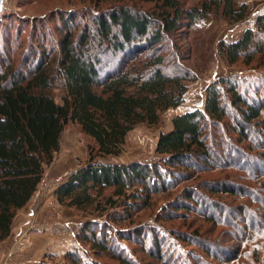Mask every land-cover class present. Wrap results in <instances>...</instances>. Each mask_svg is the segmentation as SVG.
<instances>
[{
  "label": "trees",
  "instance_id": "obj_1",
  "mask_svg": "<svg viewBox=\"0 0 264 264\" xmlns=\"http://www.w3.org/2000/svg\"><path fill=\"white\" fill-rule=\"evenodd\" d=\"M91 1L99 6L111 0ZM145 2L155 10L145 13L128 6L107 11L100 8L91 16V24L80 22L73 10H55L58 24L54 32L42 23L46 17L33 19L31 40L24 49L18 27L26 18L4 14L0 20V244L10 236L16 214L36 193L43 167L53 162L61 134L70 123L78 125L93 145L87 147V165L55 189L56 202L83 212L111 192L105 205L121 211L110 214L109 222L101 226L91 221L83 224L76 240L89 245L94 257L109 255L120 264L130 262L115 251L116 240L142 243L141 229L111 231L110 224H121L132 213L147 209L154 196L192 181V173L247 170L249 158L245 154L264 151V95L250 93L251 83L244 87L243 79L229 77L207 87L202 110L172 119V129L161 133L156 143L155 152L164 156L158 163L118 165L99 161L118 156L127 134L136 126H153L160 113L184 102L186 84L196 77L182 71L179 64H169V56L161 49L165 38L182 22L192 28L214 16L237 23L246 13L245 5L234 10V0H200L198 6L189 9L180 0ZM218 53L228 66L241 61L248 67L258 55L264 59V13L257 16L253 29H246L236 41H221ZM169 65L176 73L164 72ZM57 90L64 93L60 104L54 97ZM226 119L232 120L230 125H224ZM251 132L258 137L251 138ZM245 143V150L240 149ZM260 155L264 159V152ZM201 190L209 195L240 197L261 208L260 216H256L244 207L251 226L260 219V228L241 233V248L248 244L249 249L241 253L238 248L235 255L249 258L246 264H264V198L257 193L252 200L245 189L242 193L232 182L204 183L188 189L179 203L171 204L167 209L170 216L198 210L201 205L221 209L199 194ZM205 219L214 222L212 215ZM179 239L189 242L184 237ZM149 245L161 255L158 238ZM202 251L210 254L206 248ZM183 255H178L181 264ZM185 256L192 259L188 252ZM63 260L65 264H99L84 261L76 251L64 254Z\"/></svg>",
  "mask_w": 264,
  "mask_h": 264
},
{
  "label": "rangeland",
  "instance_id": "obj_2",
  "mask_svg": "<svg viewBox=\"0 0 264 264\" xmlns=\"http://www.w3.org/2000/svg\"><path fill=\"white\" fill-rule=\"evenodd\" d=\"M145 1L111 0L107 4L96 6L95 1L91 0H6L3 15L26 18L18 27L21 46L24 49L31 40L29 34L31 24H34L33 19L46 17L42 23L54 32L58 24V15L53 13L55 10L63 9L64 12L73 10L78 14L80 22L91 24V16L99 12L100 8L107 11L109 8L128 6L145 13L155 10L153 5ZM180 1L185 9L198 6L200 2V0ZM263 4L264 0L242 4L246 7V13L241 22L233 23L223 18L210 16L199 21L196 27L192 28L182 22L176 31L167 36L161 49L166 56H169V64H179L182 71H187L196 77L195 81L186 84L187 92L183 104L160 113L157 124L153 126L146 124L136 126L127 134L122 152L118 156L99 161L118 165L158 163L164 158L155 152L159 135L172 129L174 117L196 109L202 110L207 87L218 80L229 77L243 79L246 82L244 87H248L246 85L251 83L248 88L250 93L263 96L264 59H260V55L246 67L241 61L228 66L218 53V44L221 41L234 42L246 29H253L257 16L262 14L259 13V8ZM237 5L236 3L234 5L235 11H239L242 6ZM15 26H18V23ZM21 52L23 51L21 50L20 54ZM170 67L171 65L167 66L164 72L176 73V70ZM254 87L257 91H254ZM63 95V91H55L54 97L57 103H61ZM231 122L232 120L226 119L224 125H230ZM250 134L251 138L258 137L256 132ZM90 145H93L92 141L81 132L78 125L70 123L64 128L60 137L59 151L54 155L51 165L43 167L44 175L36 191L35 199L26 205L22 212L16 214L12 235L0 247V264L28 262L30 264H65L63 256L69 251H76L86 262L120 264L109 255L94 257L89 250V245L76 240V234L83 224L91 221L101 226L109 222L110 214L121 211L120 208H109V205H105L106 199L112 193L106 192L105 196L97 198L96 203L83 212L58 205L54 196L55 189L60 184L87 165V147ZM247 146L248 144L245 143L239 148L245 150ZM262 152L264 151L254 150L245 154L249 158L247 170L214 169L209 172L192 173L190 176L193 178L192 181L180 183L174 189L154 196L147 209L132 213L131 218L121 224H110L111 231L125 232L141 229L142 243L116 240L115 251L128 259L130 264H179L178 255L183 252L182 264H246L249 258H242L240 254L235 255L237 249L242 247L241 233H244L247 228H260V219L253 222L251 226L250 217L243 211L246 206L258 216L262 212L258 205L240 197L209 195L201 190L199 194H203L206 200L218 203L221 209H211L208 205H201L197 206L198 210L185 214L179 213L175 216H170L167 209L175 201L179 203L185 191L197 188L204 183L212 185L228 181L239 186L242 193L246 190L252 200L253 194L257 196V193L260 198H264V190L261 189V180L264 179V159L260 155ZM255 155L259 157L255 158ZM233 160H235L234 156H232ZM97 202H101V205L97 206ZM226 209L230 211L227 212ZM209 215L214 216V222L205 219ZM44 224L47 227L46 230L50 232L49 236L42 235L44 230L40 228V225ZM106 233L110 234L108 230ZM181 237L189 242L182 241L179 239ZM155 238H158L160 242L161 255L152 251L149 245ZM182 247L185 251H182ZM202 248L209 250L210 254L206 255ZM51 249L53 251H50ZM247 249H249L248 244L241 248L240 252ZM45 250L49 253L42 256ZM185 252L190 253L192 259L186 258Z\"/></svg>",
  "mask_w": 264,
  "mask_h": 264
},
{
  "label": "crops",
  "instance_id": "obj_3",
  "mask_svg": "<svg viewBox=\"0 0 264 264\" xmlns=\"http://www.w3.org/2000/svg\"><path fill=\"white\" fill-rule=\"evenodd\" d=\"M252 1H254L255 2V0H234V5H235V3H236V5H237V3H238V5L237 6H240V5H242V4H244V3H247V4H252ZM264 12V4L259 8V13H263ZM183 104V103H182ZM40 186V185H39ZM38 186V187H39ZM37 193V192H36ZM36 193L34 194V196L31 198V200L29 201V203H31L34 199H35V196H36ZM28 203V204H29ZM27 204V205H28ZM27 207V206H26ZM26 207H24L23 209H21L19 212H22ZM31 211H33V210H31ZM34 212V211H33ZM29 216H31V214L29 215ZM14 222H15V220H14ZM14 222H13V224H14ZM13 224H12V227H11V232H10V236L4 241V242H2L1 244H0V247L11 237V235H12V229H13ZM40 228H42V230H44L43 231V233H42V235H45V236H49L50 235V232H48L46 229H47V227L45 226V224L44 225H40ZM51 235H52V233H51ZM31 237V236H30ZM35 237V236H34ZM33 237V238H34ZM30 239V238H29ZM31 240V239H30ZM52 246V245H51ZM50 251H53L52 249L50 250ZM49 252H48V250L46 251H44L42 254V256H44L45 254H48ZM25 264H30V262H28V263H25Z\"/></svg>",
  "mask_w": 264,
  "mask_h": 264
},
{
  "label": "water",
  "instance_id": "obj_4",
  "mask_svg": "<svg viewBox=\"0 0 264 264\" xmlns=\"http://www.w3.org/2000/svg\"><path fill=\"white\" fill-rule=\"evenodd\" d=\"M6 0H0V20L3 17L4 7H5Z\"/></svg>",
  "mask_w": 264,
  "mask_h": 264
}]
</instances>
